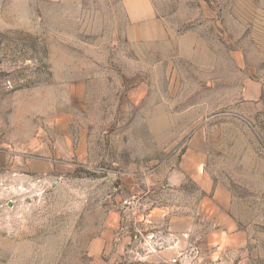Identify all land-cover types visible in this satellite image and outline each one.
Masks as SVG:
<instances>
[{
  "label": "rangeland",
  "instance_id": "obj_1",
  "mask_svg": "<svg viewBox=\"0 0 264 264\" xmlns=\"http://www.w3.org/2000/svg\"><path fill=\"white\" fill-rule=\"evenodd\" d=\"M150 2L0 0V264H264V0Z\"/></svg>",
  "mask_w": 264,
  "mask_h": 264
},
{
  "label": "crops",
  "instance_id": "obj_2",
  "mask_svg": "<svg viewBox=\"0 0 264 264\" xmlns=\"http://www.w3.org/2000/svg\"><path fill=\"white\" fill-rule=\"evenodd\" d=\"M122 7L128 21L125 35L130 40L167 39L163 20L157 16L150 0H122ZM183 40L180 38L179 43L183 44Z\"/></svg>",
  "mask_w": 264,
  "mask_h": 264
}]
</instances>
